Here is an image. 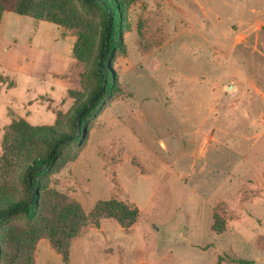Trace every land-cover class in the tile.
Instances as JSON below:
<instances>
[{
    "label": "rangeland",
    "instance_id": "rangeland-1",
    "mask_svg": "<svg viewBox=\"0 0 264 264\" xmlns=\"http://www.w3.org/2000/svg\"><path fill=\"white\" fill-rule=\"evenodd\" d=\"M116 1L113 85L36 218L0 226V264H264V0ZM104 22L86 0H0V198H27L26 165L73 134Z\"/></svg>",
    "mask_w": 264,
    "mask_h": 264
},
{
    "label": "trees",
    "instance_id": "trees-1",
    "mask_svg": "<svg viewBox=\"0 0 264 264\" xmlns=\"http://www.w3.org/2000/svg\"><path fill=\"white\" fill-rule=\"evenodd\" d=\"M89 4L102 8L105 12V22L100 39V52L96 62V72L99 88L86 101L76 113V124L73 134L70 136H52L53 141H49L50 148L45 155L37 156L32 162L26 165L24 185L28 193L27 198L19 200H10L5 197L0 198V226L8 219L23 214L29 220L36 218L40 206V176L46 171V168L52 164L59 154V149L64 143L71 142L78 138L81 128H84V121L91 109L95 106L93 100L96 96L101 99L107 94L108 88L112 87V73L110 69V57L121 40V21L120 7L116 0H86ZM23 11H20L22 13ZM81 121V125L77 122ZM55 248V247H54ZM56 249V248H55ZM64 261L68 260V254L62 252Z\"/></svg>",
    "mask_w": 264,
    "mask_h": 264
}]
</instances>
